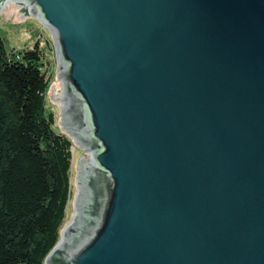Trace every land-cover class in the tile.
Instances as JSON below:
<instances>
[{
  "label": "water",
  "instance_id": "obj_1",
  "mask_svg": "<svg viewBox=\"0 0 264 264\" xmlns=\"http://www.w3.org/2000/svg\"><path fill=\"white\" fill-rule=\"evenodd\" d=\"M26 1L95 149L45 264H264V0Z\"/></svg>",
  "mask_w": 264,
  "mask_h": 264
},
{
  "label": "trees",
  "instance_id": "obj_2",
  "mask_svg": "<svg viewBox=\"0 0 264 264\" xmlns=\"http://www.w3.org/2000/svg\"><path fill=\"white\" fill-rule=\"evenodd\" d=\"M44 56L0 37V264H45L71 198V141L46 107Z\"/></svg>",
  "mask_w": 264,
  "mask_h": 264
},
{
  "label": "rangeland",
  "instance_id": "obj_3",
  "mask_svg": "<svg viewBox=\"0 0 264 264\" xmlns=\"http://www.w3.org/2000/svg\"><path fill=\"white\" fill-rule=\"evenodd\" d=\"M4 6H0V37L8 52L32 49L36 44L39 45L45 67L48 69L47 77L51 80L45 96L46 107L54 114L55 130L66 135L72 144V193L62 231L74 221L77 214V202L83 199L81 188L84 176L87 175L84 171L88 167L86 159L91 160L92 156H95V149H89V144L80 141V135L74 134L69 100L63 95L66 91L63 80L65 78L61 75L56 46L50 30L33 13L28 15L22 13L23 7L15 4L3 8ZM64 102H67V106Z\"/></svg>",
  "mask_w": 264,
  "mask_h": 264
},
{
  "label": "bare ground",
  "instance_id": "obj_4",
  "mask_svg": "<svg viewBox=\"0 0 264 264\" xmlns=\"http://www.w3.org/2000/svg\"><path fill=\"white\" fill-rule=\"evenodd\" d=\"M11 4H15L17 6L23 7L24 9L27 10L28 13H33L34 15H36L39 18L38 20L41 22L42 19H41L40 15H38L37 13H35L34 8L32 7V5L29 2H27L26 0H9L7 2V4L3 8H5L6 6L11 5ZM44 26H46V25L44 24ZM50 32H51V30H50ZM51 34L53 36V33L52 32H51ZM57 58H58L59 65H60L61 75L64 76L62 62H61V56H60V53H59L58 49H57ZM63 80L65 81V79H63ZM63 95H64V97H66V100H68L67 89H66V91L64 92ZM64 103L67 106V102H64ZM91 160H95V158L92 156V159ZM84 171L87 172V175L86 176H89L88 167L86 168V170L84 169ZM81 189H83V191H82L83 192L82 193L83 194V199L81 198L77 202V214L75 215L74 221L71 224H69L67 227H65L61 231V233H60V239H59V242L57 244V247H56V250L55 251L60 250L65 245L67 231L72 226H74L77 222H79L82 219L83 212H84V207H85V203H86V198H87V194H88L87 188H86V184H85V180L82 183V188ZM46 264H51V260H48Z\"/></svg>",
  "mask_w": 264,
  "mask_h": 264
}]
</instances>
